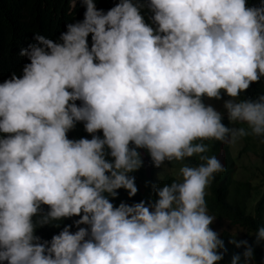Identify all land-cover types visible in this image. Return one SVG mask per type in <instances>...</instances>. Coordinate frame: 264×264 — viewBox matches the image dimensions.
Wrapping results in <instances>:
<instances>
[{"label": "clouds", "instance_id": "obj_1", "mask_svg": "<svg viewBox=\"0 0 264 264\" xmlns=\"http://www.w3.org/2000/svg\"><path fill=\"white\" fill-rule=\"evenodd\" d=\"M79 3L83 20L36 33L0 83V264H223L206 195L225 168L205 142L264 143V94L244 98L264 80V0ZM206 100L224 101L228 126ZM80 123L90 139L69 138ZM140 150L179 179L117 206L138 194ZM73 217L75 232L37 235ZM238 233L231 264H255L264 226L253 244Z\"/></svg>", "mask_w": 264, "mask_h": 264}, {"label": "trees", "instance_id": "obj_2", "mask_svg": "<svg viewBox=\"0 0 264 264\" xmlns=\"http://www.w3.org/2000/svg\"><path fill=\"white\" fill-rule=\"evenodd\" d=\"M119 0H97V7L107 11ZM250 4L258 3V0H249ZM84 7L77 0L76 8L70 6V0H0V83L10 79L12 73L22 74L24 64L29 61L20 56L22 48H27L30 43H34L36 33L56 40L61 32L66 31L67 23H75L83 20ZM36 15V16H35ZM89 42L91 38L89 37ZM264 94V80L257 84H252L245 93L244 98ZM228 97L225 96L224 100ZM212 104L216 110L224 114L222 121L229 125L226 110L223 107L224 101H205ZM79 103V102H77ZM236 126H241L237 124ZM102 135V133H100ZM91 138L84 131L83 124H77L76 128L69 133L70 139ZM244 147L237 156L233 155L232 147L218 141H206L210 145L208 155H215L220 159L225 168L224 172L215 175L208 193L206 203L209 214L213 215L216 222L227 223L229 227L246 232L249 237V244L254 243L252 236L259 227L264 226V143L257 139L246 137L243 139ZM142 157L148 159L151 176L147 177L144 164L140 170L133 173L138 187V194L134 198H129L126 191L120 190L119 199L113 201L117 206L121 202L128 204L137 203L141 200L148 201L152 196V186L155 185V167L152 165L150 157L145 150H140ZM253 154L260 164L255 168L254 178L247 181H239L236 175L239 171V161L244 156ZM186 163L196 165L200 161L193 157ZM171 169H179V164L169 165ZM177 179L175 176H166L161 183H170ZM45 211L47 208L45 207ZM79 217L65 219L57 226H44L37 229V235L42 240L50 241L52 236L58 234L65 225H72V231H76L74 221ZM230 234L224 233L221 237L224 241L226 254L223 264H231L233 255L242 253L243 248L237 249L229 243ZM255 264H264V245L254 247ZM243 258V257H242Z\"/></svg>", "mask_w": 264, "mask_h": 264}, {"label": "rangeland", "instance_id": "obj_3", "mask_svg": "<svg viewBox=\"0 0 264 264\" xmlns=\"http://www.w3.org/2000/svg\"><path fill=\"white\" fill-rule=\"evenodd\" d=\"M232 147V151H233V155L237 156L238 153H240L244 147V142L243 139L238 142L235 145H231ZM143 161H144V168H145V173L147 175V177L151 176V169H150V165L148 162V159L146 157H143ZM260 164L259 160L257 159V157L253 154H249L247 156H244L242 159H240L239 161V171L236 175L237 180L239 181H247L250 179L254 178V173L256 172L255 168L258 167ZM175 176L177 179H179V174H178V169H171L169 167V171H166L165 173H163L162 169H157L155 168V177H154V183L155 185L159 184L161 181L164 180V178L166 176ZM212 228L214 231H217L218 233H220L221 237L223 236V234L229 233L230 235L232 234L233 230L235 232H239L237 235V239L238 240H247L249 242V235L246 232H242L238 229H234L228 226L227 223L224 222H216L214 221ZM232 236H230V240H231Z\"/></svg>", "mask_w": 264, "mask_h": 264}, {"label": "bare ground", "instance_id": "obj_4", "mask_svg": "<svg viewBox=\"0 0 264 264\" xmlns=\"http://www.w3.org/2000/svg\"><path fill=\"white\" fill-rule=\"evenodd\" d=\"M36 16V15H35Z\"/></svg>", "mask_w": 264, "mask_h": 264}]
</instances>
